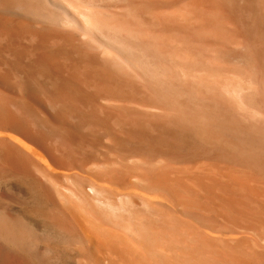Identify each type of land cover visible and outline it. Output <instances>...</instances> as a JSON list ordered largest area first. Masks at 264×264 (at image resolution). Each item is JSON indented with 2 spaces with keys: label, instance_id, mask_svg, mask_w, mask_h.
<instances>
[{
  "label": "bare ground",
  "instance_id": "1",
  "mask_svg": "<svg viewBox=\"0 0 264 264\" xmlns=\"http://www.w3.org/2000/svg\"><path fill=\"white\" fill-rule=\"evenodd\" d=\"M0 131V264H264V0H0Z\"/></svg>",
  "mask_w": 264,
  "mask_h": 264
},
{
  "label": "rangeland",
  "instance_id": "2",
  "mask_svg": "<svg viewBox=\"0 0 264 264\" xmlns=\"http://www.w3.org/2000/svg\"><path fill=\"white\" fill-rule=\"evenodd\" d=\"M1 132V131H0ZM5 132V133H4ZM2 131L1 132V135L4 133V135L6 134H8L9 135V132H7V131ZM3 135V136H4ZM5 135V136H6ZM3 136H1V137H3ZM100 152V151H99ZM99 152H97L96 154H95V158H98V156H99V158H101V154H103V153H101L100 152V154H99ZM99 154V155H98ZM92 157L94 158V155H92ZM35 161H36V159H35ZM68 161V160H67ZM67 161H65V163H63L61 166H58V167H54V169H56V171L57 172H55V171H51L50 169H48V170H50L49 172L51 173V175H53L56 179H58L59 181H62L63 180V178H64V176L65 175H69V174H73V173H77V174H79V176L80 175H82L81 177H85V176H90V174L92 173L90 170H92L93 168H91V166H92V163H90V162H92L91 160H86V161H84L83 163L81 162V163H78V164H75V163H71V161H68V163H67ZM87 161H90V162H87ZM86 162V163H85ZM39 163H40V161H39ZM70 163V164H69ZM88 163V164H87ZM42 165H44V163L42 162L41 163ZM68 164V165H67ZM73 164H75L74 166H73ZM83 166H82V165ZM86 164V165H85ZM79 165V166H78ZM68 167V169L66 168H64L63 169V167ZM71 166V167H70ZM82 166V167H81ZM90 166V167H89ZM61 167V168H60ZM78 167V168H77ZM74 169V170H72V169ZM59 169V170H58ZM71 169V170H70ZM90 169V170H89ZM63 170V171H62ZM65 170V171H64ZM67 170V171H66ZM69 170V171H68ZM79 170V171H78ZM60 171H61V173H60ZM80 172V173H79ZM64 173V174H63ZM68 173V174H67ZM126 181H128V183H129V180H126ZM126 184H127V182H126ZM1 186H0V189L1 190H4V191H6V192H9V193H12V194H14V196L15 197H19V198H17L16 199V201H15V203H12L10 206H8V210L11 212V213H13V215H15V216H17V217H19V218H23L22 220H24L27 224H29L31 227H33L35 230H37V231H39V232H44V230H46V228L44 227V225H43V223H41V220H40V218L38 217V216H36L33 212H32V210L30 209V207L28 206V205H26V200L28 199V192H27V190H26V188L23 186V185H21V184H19V183H17L16 181H7V182H3V184L1 183L0 184ZM124 185H125V183H124ZM122 185V184H119V186L120 187H118V185L117 184H115V183H113V184H111V189H112V191L114 192V193H119V192H121V191H125L126 189V187H127V190L128 191H130V189H131V187H129L130 186V183H129V185ZM3 186V187H2ZM114 186V187H113ZM123 186V187H122ZM3 188V189H2ZM6 188V189H5ZM115 188H117V189H115ZM130 188V189H129ZM123 189V190H122ZM125 189V190H124ZM21 199H23V200H25L24 202H23V204H20V202H21ZM28 202V201H27ZM19 215V216H18ZM38 217V218H37ZM44 229V230H43ZM76 251H72L71 253H69L68 255L69 256H67V259H70L71 258V261H69V262H71L72 264H75L76 262H74L73 260H72V258L75 260V259H77V255H76ZM75 255V256H74ZM76 257V258H75Z\"/></svg>",
  "mask_w": 264,
  "mask_h": 264
}]
</instances>
